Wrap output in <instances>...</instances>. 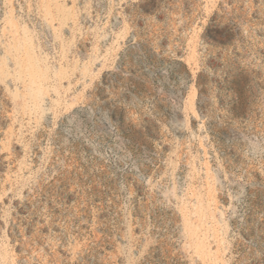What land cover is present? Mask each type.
I'll list each match as a JSON object with an SVG mask.
<instances>
[{
	"label": "rangeland",
	"instance_id": "rangeland-1",
	"mask_svg": "<svg viewBox=\"0 0 264 264\" xmlns=\"http://www.w3.org/2000/svg\"><path fill=\"white\" fill-rule=\"evenodd\" d=\"M43 1L0 0V264H264V0Z\"/></svg>",
	"mask_w": 264,
	"mask_h": 264
},
{
	"label": "bare ground",
	"instance_id": "bare-ground-1",
	"mask_svg": "<svg viewBox=\"0 0 264 264\" xmlns=\"http://www.w3.org/2000/svg\"><path fill=\"white\" fill-rule=\"evenodd\" d=\"M43 5V7L46 8L47 19H49L48 16L51 18V26H55V22H57L59 24L57 28H64V25L67 24L70 20V10L66 8L65 4L60 3V0H47L43 1ZM12 20L13 19H11L12 28L15 29L18 24L12 22ZM9 51H11V53L14 55L15 63L18 65L17 71L20 76L29 78L30 88L28 95H30L33 100H36L38 102L42 95L41 82L45 78L48 80L50 76L49 74L45 73V69L47 68V66L41 61V58H39V55L36 53L34 41L28 38H25L24 42L21 38L16 39L15 44L9 49ZM1 72L4 76H8L10 74L8 68H6L5 65L2 66ZM66 75V70H62L61 72H59L60 78H63ZM211 196L212 195L210 194V197ZM208 208L209 206L207 205H196L194 206L192 213H199L201 214L202 218L209 217ZM188 219L189 221H186V228L188 230V233L194 240L193 246L195 247L197 252L207 254L206 238H202L200 236L198 226L193 222L191 218Z\"/></svg>",
	"mask_w": 264,
	"mask_h": 264
}]
</instances>
